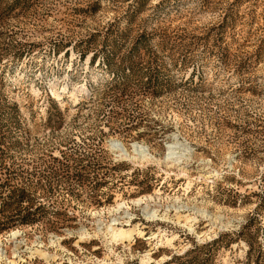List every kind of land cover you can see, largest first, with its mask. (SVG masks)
Segmentation results:
<instances>
[{
    "label": "rangeland",
    "instance_id": "rangeland-1",
    "mask_svg": "<svg viewBox=\"0 0 264 264\" xmlns=\"http://www.w3.org/2000/svg\"><path fill=\"white\" fill-rule=\"evenodd\" d=\"M113 219L143 236L109 252ZM0 242L264 264V0H0Z\"/></svg>",
    "mask_w": 264,
    "mask_h": 264
},
{
    "label": "bare ground",
    "instance_id": "bare-ground-1",
    "mask_svg": "<svg viewBox=\"0 0 264 264\" xmlns=\"http://www.w3.org/2000/svg\"><path fill=\"white\" fill-rule=\"evenodd\" d=\"M123 206H125V205H123ZM121 207H122V205L121 206L119 205L118 209H120ZM145 213H146V216L148 218H154V217L158 216L156 210L149 211V210L145 209ZM126 218H127V221H126L127 225L126 226H129L128 222H129L130 217L126 216ZM177 219L178 220L182 219L185 224H190V226L195 221V218L189 217V215L178 216ZM119 225H120V222L118 223V220L113 219L111 221V224L110 225H106L103 230L100 227L99 228L97 227V233H100L102 235V237L105 239L106 247L109 250V252H111V249H112V248H110L111 244H118V243L124 244L125 242L130 244L133 241L135 236H137V237H142L143 236V232L137 226H134L131 229H124L121 225L120 226ZM80 234H81L80 235V239H85V238L90 239L91 238V235L89 233L85 232L84 230L81 231ZM17 235H18L17 232H11L8 235V237H11L12 239H16ZM175 238L176 237L169 238V237L166 236L165 233H162L161 235H156V236L152 235L148 239L149 240L150 239H153V240L157 239L160 242L159 245H161L162 242L164 241L167 245L172 246V242L175 240ZM18 246H19V243L15 242L14 246H13L14 250H13L12 253H13V255L15 257H17L19 259L20 256L18 255V248H19ZM40 246L39 247H35L30 253L35 254V255H37L39 257L45 258V259L47 257L49 258V255L45 251H42L40 249ZM165 259H167V257L163 256V257H161V259L159 261H164ZM151 261L152 260L150 258V254L149 253H147L144 256H142L141 260H140V262L142 264H149ZM159 261H156L155 263L158 264ZM2 262H5V264H6V262L10 263V264H17V263H14L11 260L9 261L7 259L5 251H3L0 248V264H2Z\"/></svg>",
    "mask_w": 264,
    "mask_h": 264
}]
</instances>
